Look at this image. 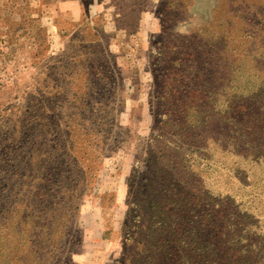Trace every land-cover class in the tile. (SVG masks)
<instances>
[{
	"label": "rangeland",
	"instance_id": "rangeland-1",
	"mask_svg": "<svg viewBox=\"0 0 264 264\" xmlns=\"http://www.w3.org/2000/svg\"><path fill=\"white\" fill-rule=\"evenodd\" d=\"M254 74H264V0H0V231L20 247L40 241L10 263L177 264L200 223L192 195L216 201L229 187L237 198L240 183H264L261 161L239 158L249 134L233 153L236 123L219 121L257 90ZM194 107L210 125L190 137ZM61 135L96 142L87 163Z\"/></svg>",
	"mask_w": 264,
	"mask_h": 264
},
{
	"label": "trees",
	"instance_id": "trees-1",
	"mask_svg": "<svg viewBox=\"0 0 264 264\" xmlns=\"http://www.w3.org/2000/svg\"><path fill=\"white\" fill-rule=\"evenodd\" d=\"M239 68L243 67L239 65L238 69ZM241 71H243V69H241L240 72ZM249 79L257 86V90L254 91L247 100L241 101L240 105H238L234 111L229 113L220 112L221 117L219 121H221L223 125L229 127L232 124V121H235L236 123V129L234 131L237 134V139L235 141H232L231 139L228 141L235 142L236 144L233 147V153L239 150V141L241 142L240 134L242 132L249 134V143L252 145L250 151L247 153L246 157L241 155L239 158L245 160L246 163L251 157L256 156L257 159L261 161V169H259L260 178L264 177V106L259 107L255 112H252L250 107L252 105H257L261 99L264 100V74L259 76L254 74L251 75ZM258 83L263 86H259ZM194 96L197 98V93L190 94L189 98H194ZM196 107L194 108L198 114L194 115L198 116V119L192 120L187 127V132L190 137L194 133V130H205L210 125L209 120L201 119L203 113L202 111H198ZM254 123L255 125H253ZM71 126L73 129H70V133H75L74 130H78V125L71 123ZM244 128H248L250 132L244 131ZM254 131L256 136H254ZM52 142L53 140H51V143ZM58 142L62 147H69L70 149L77 147L79 149V152H77L76 155L81 156L77 157L75 155V160H73V162L78 165L87 163L86 160L84 159L83 161L82 158H85L86 154L96 145V142L92 141L86 144V138L63 141L62 135ZM183 144L184 143H182V145ZM28 145L29 143L26 146ZM49 145V140L45 136L41 146L43 148H48ZM97 147L100 148L99 145H97ZM200 149L203 148L201 147ZM213 155L214 152H206L205 155L198 156L201 161L196 162L195 158L192 167L202 169L203 166L209 163L208 159H211ZM223 166L224 171H222L225 173L224 177L227 178V175H229V167L225 164ZM177 181L178 179L176 182ZM262 181L263 180L260 179L259 183H240L238 186L237 198L228 194L231 190L229 187L223 190V192L226 193L225 196L216 201L205 202V199H196L197 201L193 202V198L198 197L197 195H192L191 202H189L190 209L193 203L196 207L195 210H191V213L195 214V219L200 223L195 225L192 224L194 239L190 241V245L183 249H181V246L175 248L177 264H264V183H261ZM48 208L49 207H45L44 210L40 211V215L48 212ZM69 210L71 212L72 208ZM205 212H209L208 217L206 218H204ZM214 216L217 217L220 224L218 226L209 225L201 230L200 227L205 226L204 223L213 219ZM160 219L162 220V217ZM49 225L50 223L48 224V227ZM209 228L212 231V234L211 239L208 241L209 244L206 245L203 239V234L207 232ZM163 233V231H160L157 237L151 240L150 244H152L154 240L156 241L158 237L162 238L164 236L162 235ZM49 234L53 237L56 236L54 232ZM59 235H61V244H65L67 241V234L64 235L63 233H60ZM7 237L14 240L12 235L7 236L0 231V241H5L7 245L6 252L0 253V259L7 258V260H5L6 262L3 264H11L10 261L13 257L23 259L29 254L32 245L40 243L38 239H33V237L31 238L29 235L27 242L20 247L18 246L17 240L11 244L6 240ZM161 241L163 243L166 242L164 238ZM53 242L54 240L51 239L50 243ZM184 243L186 242L180 237V241L177 245H185ZM148 248H150V245ZM16 249L19 250L20 253L19 255L12 257L13 252ZM48 253L49 251L45 254ZM146 253H148L147 250L144 251V254ZM167 257H169V254L164 255V261Z\"/></svg>",
	"mask_w": 264,
	"mask_h": 264
}]
</instances>
